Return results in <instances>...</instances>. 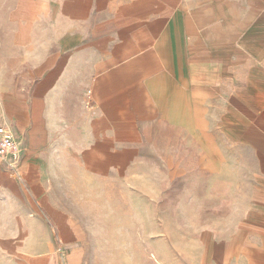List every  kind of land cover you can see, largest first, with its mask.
<instances>
[{
  "label": "crops",
  "instance_id": "1",
  "mask_svg": "<svg viewBox=\"0 0 264 264\" xmlns=\"http://www.w3.org/2000/svg\"><path fill=\"white\" fill-rule=\"evenodd\" d=\"M0 127V264H264V0H0Z\"/></svg>",
  "mask_w": 264,
  "mask_h": 264
},
{
  "label": "built area",
  "instance_id": "2",
  "mask_svg": "<svg viewBox=\"0 0 264 264\" xmlns=\"http://www.w3.org/2000/svg\"><path fill=\"white\" fill-rule=\"evenodd\" d=\"M18 149L19 144L12 134L6 128L0 127V162L14 165L18 159Z\"/></svg>",
  "mask_w": 264,
  "mask_h": 264
},
{
  "label": "rangeland",
  "instance_id": "3",
  "mask_svg": "<svg viewBox=\"0 0 264 264\" xmlns=\"http://www.w3.org/2000/svg\"><path fill=\"white\" fill-rule=\"evenodd\" d=\"M178 161L180 162L181 160L178 159ZM186 163H189L187 161H184ZM194 212H195V220L198 221L199 223H201L202 221L203 222H206V215H207V212L205 211V208L204 207V204H202L201 202H194ZM204 217V219H203ZM212 222V219H210V223ZM128 238V237H127ZM126 244H129L130 246V249L127 252H120V254L122 253L123 254V257L125 258V256L127 255L129 257L130 260L134 259V258H138L137 256V250H136V244H138L137 240L134 239V237H130V239H126L125 240ZM122 264V263H120Z\"/></svg>",
  "mask_w": 264,
  "mask_h": 264
}]
</instances>
